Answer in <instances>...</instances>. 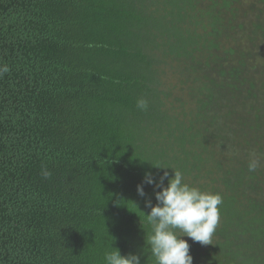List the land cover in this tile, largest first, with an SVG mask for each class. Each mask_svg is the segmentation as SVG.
Wrapping results in <instances>:
<instances>
[{"label": "trees", "instance_id": "trees-1", "mask_svg": "<svg viewBox=\"0 0 264 264\" xmlns=\"http://www.w3.org/2000/svg\"><path fill=\"white\" fill-rule=\"evenodd\" d=\"M3 65L0 264L141 253L171 169L223 198L193 264H264V0H0Z\"/></svg>", "mask_w": 264, "mask_h": 264}, {"label": "clouds", "instance_id": "clouds-1", "mask_svg": "<svg viewBox=\"0 0 264 264\" xmlns=\"http://www.w3.org/2000/svg\"><path fill=\"white\" fill-rule=\"evenodd\" d=\"M8 71L7 65L0 66V76ZM136 106L140 110H147V101L138 99ZM258 165L259 160L252 153L248 163L249 172H254ZM154 168L171 169L162 166ZM171 170V177L168 171H163L158 178L151 171L145 172L137 185V194L141 197L147 195L144 186H152L156 201L153 205L151 199L145 200V207L150 209L147 214L139 210L149 228L141 253L122 255L118 248L111 245L104 254L105 264H141V256H147L152 264H193L190 245L183 237L202 245L210 244L219 223L218 206L223 203L222 196L189 185L184 182L180 170ZM42 176L49 178L51 173L44 169Z\"/></svg>", "mask_w": 264, "mask_h": 264}]
</instances>
